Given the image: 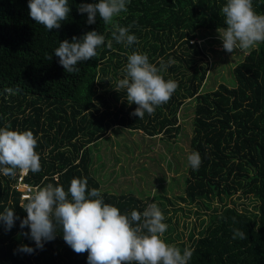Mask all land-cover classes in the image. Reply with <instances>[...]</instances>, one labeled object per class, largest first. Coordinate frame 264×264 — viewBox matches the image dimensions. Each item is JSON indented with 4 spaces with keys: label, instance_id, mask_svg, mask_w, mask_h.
<instances>
[{
    "label": "trees",
    "instance_id": "trees-1",
    "mask_svg": "<svg viewBox=\"0 0 264 264\" xmlns=\"http://www.w3.org/2000/svg\"><path fill=\"white\" fill-rule=\"evenodd\" d=\"M28 2L0 0V128L31 131L40 157L41 171H29L25 181L39 188L61 185L67 191L73 178H86L88 189H98L103 201L121 214L142 213L155 203L164 223L170 224L169 206L174 203L162 194L144 200L102 191V181L92 170L91 145L114 127L175 139L182 130V106L195 100L190 154L198 152L201 164L197 170L189 165L185 193L176 198L213 214L198 233L196 227L191 229L187 240L174 227H167L169 238L161 239L170 244L177 236L181 252L185 247L194 250L188 264H264V42L247 50L235 66L233 85L219 84L211 91L202 88L210 67L202 58L199 31L226 27L221 8L227 0H128L127 12L115 18L137 37L138 43L127 48L115 41L109 48L112 26L99 16L89 25L87 13L78 12L81 4L99 0H69L68 20L49 32L31 19ZM252 3L253 10L264 15V0ZM93 30L105 36V44L97 48L96 57L77 65L78 72L67 73L54 50L60 42ZM132 52L146 53L157 67L161 59L175 61L160 74L165 81L177 82V89L167 103L142 119L131 115L138 106L123 98L125 92L114 89L117 84L111 85L113 79L125 77L122 58L127 60ZM19 172L15 177L0 174V212L13 208L20 218L10 231L0 223V264H87L88 253H75L59 228L42 250L22 235L30 232L20 228L27 216L22 207L29 199L23 200L15 188ZM238 195L254 199V209L225 203ZM233 229L244 231L247 238L234 240ZM21 245L36 250L19 252Z\"/></svg>",
    "mask_w": 264,
    "mask_h": 264
},
{
    "label": "clouds",
    "instance_id": "clouds-1",
    "mask_svg": "<svg viewBox=\"0 0 264 264\" xmlns=\"http://www.w3.org/2000/svg\"><path fill=\"white\" fill-rule=\"evenodd\" d=\"M127 3L128 0H99L81 4L78 12L87 13L89 25L95 24L99 16L105 25L112 26L109 48L113 41L127 48L138 43L137 37L129 34L130 26L115 22L116 17L127 12ZM28 8L31 19L48 32L59 29L71 11L69 0H29ZM221 14L226 27H219L217 32L224 51L243 52L264 42V15L253 10L252 0H227ZM104 44L105 36L93 30L79 39L73 36L71 42H60L54 55L67 73H76L77 65L96 57L97 48ZM158 63L159 67L150 63L146 53L132 52L123 70L125 77L117 83V88L125 90L128 103L138 106L131 115L139 119L167 103L178 87L177 82L165 81L160 74L175 61L165 63L161 59ZM9 129L10 126L0 128V174L15 177L17 170L40 172L34 134ZM188 163L197 170L201 164L199 153L193 151ZM22 208L27 216L20 221V228L30 229L22 235L34 241L36 249L42 250L45 242L54 240L59 228L64 242L75 253H88L87 264H188L193 256L194 250L185 247L181 252L161 239L168 226L157 204H149L142 213L133 210L130 215L121 214L117 207L103 201L98 189H88L86 178H73L67 191L61 185L49 183L35 190ZM18 219L13 208L0 212L5 231H10ZM232 238L247 236L244 231L233 229ZM36 249L21 245L17 251L32 254Z\"/></svg>",
    "mask_w": 264,
    "mask_h": 264
},
{
    "label": "rangeland",
    "instance_id": "rangeland-1",
    "mask_svg": "<svg viewBox=\"0 0 264 264\" xmlns=\"http://www.w3.org/2000/svg\"><path fill=\"white\" fill-rule=\"evenodd\" d=\"M199 34L198 41L205 51L202 58L210 67L203 90L211 91L219 84L233 85V69L243 60L248 51L234 50L228 53L222 48L218 32L201 30ZM120 54L122 57L127 55L124 52ZM122 61L124 64L122 70H124L127 60L122 58ZM121 77L122 75L119 76V80L122 79ZM181 77L178 75L179 79ZM117 83L113 79L111 85ZM106 89L112 90L110 85H107ZM114 89L120 93L125 92L117 88V85ZM195 105V100H187L182 106L179 113L182 130L175 139L169 138L168 135L150 137L142 131L114 127L103 139L91 145L94 159L92 170L96 174L95 177L102 181V191L134 194L144 200L156 194L170 198L174 203L169 206L171 212L168 214L172 222L166 224L169 229L176 228L185 240L194 227H196V233L202 230L203 226L206 227L213 214V210L205 211L195 205L181 203L177 199L184 195L186 188ZM225 203L250 210H253L256 205L254 199L239 195L226 199ZM196 212L201 213L200 216H197ZM161 238H169V235L164 234ZM179 239L175 236L170 245L179 248L181 242Z\"/></svg>",
    "mask_w": 264,
    "mask_h": 264
},
{
    "label": "built area",
    "instance_id": "built-area-1",
    "mask_svg": "<svg viewBox=\"0 0 264 264\" xmlns=\"http://www.w3.org/2000/svg\"><path fill=\"white\" fill-rule=\"evenodd\" d=\"M29 172H19V177L17 180V184L15 188L21 192V197L23 200H28L29 197L35 192V190L39 189V186L30 184L25 181Z\"/></svg>",
    "mask_w": 264,
    "mask_h": 264
}]
</instances>
